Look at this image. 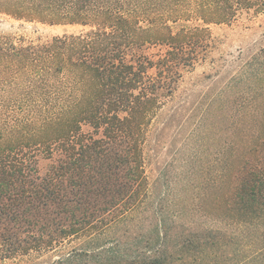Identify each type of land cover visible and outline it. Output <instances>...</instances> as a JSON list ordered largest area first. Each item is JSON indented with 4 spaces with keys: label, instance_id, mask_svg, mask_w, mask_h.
<instances>
[{
    "label": "trees",
    "instance_id": "16d2710c",
    "mask_svg": "<svg viewBox=\"0 0 264 264\" xmlns=\"http://www.w3.org/2000/svg\"><path fill=\"white\" fill-rule=\"evenodd\" d=\"M262 8L0 0L13 20L86 29L44 42L0 35V259L48 248L53 264H264V49L205 109L233 106L234 128L253 121L241 143L208 160L198 123L180 139L178 111L158 121L206 53L208 27Z\"/></svg>",
    "mask_w": 264,
    "mask_h": 264
},
{
    "label": "rangeland",
    "instance_id": "374dc122",
    "mask_svg": "<svg viewBox=\"0 0 264 264\" xmlns=\"http://www.w3.org/2000/svg\"><path fill=\"white\" fill-rule=\"evenodd\" d=\"M262 3V11H245L230 24L208 27L210 39L206 53L193 68L183 73L176 93L159 115L158 121L161 122L159 124L161 127L173 112L178 111L182 123L185 121L184 128L179 131L180 139L198 123L196 130L201 141L200 151H205V159L208 157V160H211L212 156L216 158L215 153L219 145L241 143L243 132L252 133L255 128L256 124L253 121L237 122L240 126L234 128L233 124L237 118L233 106L230 110H226V113L223 111V117L218 116V111L213 113V109L211 115L205 114V109L208 102L216 96L219 88L240 73L254 54L264 49V0ZM85 30L80 26L27 23L0 15V35L12 36L16 42H44L56 36L78 34ZM171 131L172 136L176 135V129ZM155 144L156 141L151 140L148 149L153 155L152 149ZM170 148L168 142L160 145L158 152L161 159L168 157L165 159L167 161L170 158ZM153 169L148 167L151 176L156 175ZM65 246L69 248L73 244L65 242ZM59 255L57 251L48 248L34 249L26 254L0 259V264H53L58 260Z\"/></svg>",
    "mask_w": 264,
    "mask_h": 264
}]
</instances>
